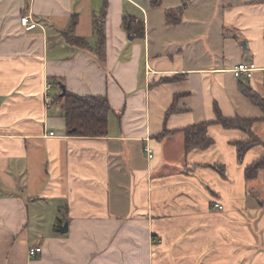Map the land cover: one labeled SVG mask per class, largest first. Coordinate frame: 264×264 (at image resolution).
I'll list each match as a JSON object with an SVG mask.
<instances>
[{
    "label": "crops",
    "instance_id": "obj_1",
    "mask_svg": "<svg viewBox=\"0 0 264 264\" xmlns=\"http://www.w3.org/2000/svg\"><path fill=\"white\" fill-rule=\"evenodd\" d=\"M151 2L0 0V264H264L263 170L257 190L245 173L264 147L240 161L232 142L247 133L213 123L214 143L185 154L182 131L215 120L217 106L255 118L264 140V110L240 86L264 99V0ZM105 7L102 56L94 20ZM240 63L255 66L251 78L234 75ZM63 86L108 98L106 136L67 133Z\"/></svg>",
    "mask_w": 264,
    "mask_h": 264
},
{
    "label": "trees",
    "instance_id": "obj_2",
    "mask_svg": "<svg viewBox=\"0 0 264 264\" xmlns=\"http://www.w3.org/2000/svg\"><path fill=\"white\" fill-rule=\"evenodd\" d=\"M151 3L153 6H156L159 4V0H152ZM183 10V6L168 10L166 13L167 22L179 23L182 18ZM105 13L106 7L103 8L101 14L96 16L94 20V27L98 37L95 49L100 55L104 54L105 48ZM133 20V18H130V20L126 22V24L132 23L129 32L135 33L139 36L143 35V21L138 20V22L133 24ZM65 34L67 37L69 36L68 33ZM68 38L69 42L74 46L82 48L90 47L89 42L83 37L69 36ZM240 86L243 93L253 103L257 104L264 110V99L260 97L251 86L244 83L242 80ZM57 98L61 102L66 120L67 133L69 135L81 137H103L107 135L109 128V115L113 111L107 97L100 95H80L66 90L65 94L59 95ZM176 109L177 108L173 103L168 109L166 116H169ZM215 110V120L195 123L182 129L185 136V154H188L193 149H206L214 143V139L208 134V128L213 123L221 124L225 128L240 129L247 133V137L239 138L232 142L237 148L240 161L243 160L246 153L254 146L262 145L264 147V140L253 131V124L256 121L255 118H244L238 115L233 117L225 116L217 106ZM171 132L172 131L165 129L157 134L156 137L161 139ZM213 166L216 167L221 174L225 173L223 166ZM262 170H264V152L253 162L245 166L247 179L251 180L256 178Z\"/></svg>",
    "mask_w": 264,
    "mask_h": 264
},
{
    "label": "built area",
    "instance_id": "obj_3",
    "mask_svg": "<svg viewBox=\"0 0 264 264\" xmlns=\"http://www.w3.org/2000/svg\"><path fill=\"white\" fill-rule=\"evenodd\" d=\"M21 24L27 29H32L37 26V23L30 19L29 14H25L21 17ZM255 70V66L253 64H246V63H240L237 66L233 68V73L237 77H245V78H251L253 76V72ZM51 135H54L55 132H51ZM144 151L148 154L149 158H152L154 156L153 149L149 145H145ZM215 207L223 209V205L220 203H215ZM42 252L41 246H34L30 247L28 250L30 257H36L38 254Z\"/></svg>",
    "mask_w": 264,
    "mask_h": 264
},
{
    "label": "rangeland",
    "instance_id": "obj_4",
    "mask_svg": "<svg viewBox=\"0 0 264 264\" xmlns=\"http://www.w3.org/2000/svg\"><path fill=\"white\" fill-rule=\"evenodd\" d=\"M169 3H172V2H169ZM167 5H169L168 3H167ZM262 178H264V170L262 171V175L259 177V180H261ZM255 179H253V181H251L252 183H250V187H255L256 188V190L258 189V187L256 186V184H257V180L256 181H254ZM259 195H260V199H264V197L262 196V194H260L259 193Z\"/></svg>",
    "mask_w": 264,
    "mask_h": 264
},
{
    "label": "water",
    "instance_id": "obj_5",
    "mask_svg": "<svg viewBox=\"0 0 264 264\" xmlns=\"http://www.w3.org/2000/svg\"><path fill=\"white\" fill-rule=\"evenodd\" d=\"M66 93V90H65V87L63 86V93L62 94H65ZM61 231L65 232L67 231V224H65L62 228H61Z\"/></svg>",
    "mask_w": 264,
    "mask_h": 264
}]
</instances>
